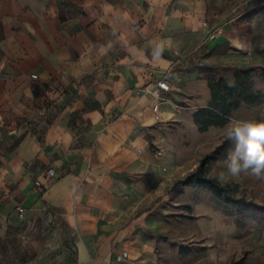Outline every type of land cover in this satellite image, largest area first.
Instances as JSON below:
<instances>
[{"label": "crops", "instance_id": "obj_1", "mask_svg": "<svg viewBox=\"0 0 264 264\" xmlns=\"http://www.w3.org/2000/svg\"><path fill=\"white\" fill-rule=\"evenodd\" d=\"M241 3L264 0H0V237L25 217L65 228L69 264L141 250L105 231L113 188L160 170L170 125L211 99L202 67L247 51ZM169 69L157 120L145 88Z\"/></svg>", "mask_w": 264, "mask_h": 264}, {"label": "rangeland", "instance_id": "obj_2", "mask_svg": "<svg viewBox=\"0 0 264 264\" xmlns=\"http://www.w3.org/2000/svg\"><path fill=\"white\" fill-rule=\"evenodd\" d=\"M253 6L241 3L239 9L241 13L250 9L242 15L249 23L247 51L230 62L202 69L205 76H223L232 82L240 76L245 83L239 90L254 94L258 101L243 100L225 125L206 131L198 129L194 113L191 119L171 124L174 144L153 150L161 159L160 170L127 173L125 183L113 188L118 201L103 219L105 231L109 226L111 234L118 235L129 228L127 240L142 248L129 250V256L116 264H264V179L246 173L232 177L224 163L234 147L224 131L226 125L264 120V5ZM184 110L187 113L191 108ZM224 141L228 146L221 154L227 152L226 156L209 160L205 170L242 202L197 185L175 187L177 180L194 173L201 160ZM171 154L175 161L170 160ZM64 229L48 220L25 217L11 223L0 237V264H69L74 256L68 254Z\"/></svg>", "mask_w": 264, "mask_h": 264}, {"label": "trees", "instance_id": "obj_3", "mask_svg": "<svg viewBox=\"0 0 264 264\" xmlns=\"http://www.w3.org/2000/svg\"><path fill=\"white\" fill-rule=\"evenodd\" d=\"M211 91V99L208 106H202L194 112V121L200 131H206L211 126L225 125L231 116V112L238 108L243 100L257 102L254 94H243L239 87L245 83L244 79L237 76L236 81L232 82L223 76H206ZM244 90V89H243ZM228 146L224 141L219 144L210 154H207L202 160L199 168L192 174L175 183V187L180 185H197L210 190L217 196H224L227 200L242 202L243 200L234 198L228 192L227 186L215 177L208 176L205 165L209 160L218 159L226 156L221 154ZM248 205H253L252 201H244Z\"/></svg>", "mask_w": 264, "mask_h": 264}, {"label": "clouds", "instance_id": "obj_4", "mask_svg": "<svg viewBox=\"0 0 264 264\" xmlns=\"http://www.w3.org/2000/svg\"><path fill=\"white\" fill-rule=\"evenodd\" d=\"M224 131L234 144L224 162L227 172L232 177L246 173L264 179V120L230 121Z\"/></svg>", "mask_w": 264, "mask_h": 264}, {"label": "built area", "instance_id": "obj_5", "mask_svg": "<svg viewBox=\"0 0 264 264\" xmlns=\"http://www.w3.org/2000/svg\"><path fill=\"white\" fill-rule=\"evenodd\" d=\"M170 72L171 69L167 70L166 74L156 81L155 88L149 86L145 88V90L147 92H150L155 98V102L153 104V111L155 112V118L157 120H160L161 105L163 104L164 101L168 99L167 94H169L173 90L168 80V74ZM33 77H36V75L34 74ZM158 153L161 154L162 152L158 149ZM50 172L53 173V170H50ZM18 210L20 215H22L23 207L19 206ZM127 256H128V252L124 251L122 254L118 255L117 259L121 260L126 258Z\"/></svg>", "mask_w": 264, "mask_h": 264}]
</instances>
